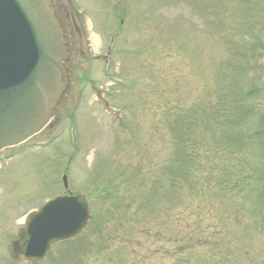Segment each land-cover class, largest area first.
I'll return each mask as SVG.
<instances>
[{"label": "rangeland", "instance_id": "rangeland-1", "mask_svg": "<svg viewBox=\"0 0 264 264\" xmlns=\"http://www.w3.org/2000/svg\"><path fill=\"white\" fill-rule=\"evenodd\" d=\"M52 2L70 88L41 134L0 152V264H264V0ZM64 177L87 228L13 261L22 217Z\"/></svg>", "mask_w": 264, "mask_h": 264}, {"label": "water", "instance_id": "water-1", "mask_svg": "<svg viewBox=\"0 0 264 264\" xmlns=\"http://www.w3.org/2000/svg\"><path fill=\"white\" fill-rule=\"evenodd\" d=\"M62 39L50 0H0V151L24 143L52 118L66 89ZM89 217L85 197H58L27 217L8 252L15 261L40 260L52 244L79 234Z\"/></svg>", "mask_w": 264, "mask_h": 264}, {"label": "trees", "instance_id": "trees-1", "mask_svg": "<svg viewBox=\"0 0 264 264\" xmlns=\"http://www.w3.org/2000/svg\"><path fill=\"white\" fill-rule=\"evenodd\" d=\"M225 116H226V114H225ZM227 118H230V117H228L227 116ZM186 152V148H182L181 149V155L183 156V157H185L186 156V158H187V153H186V155H185V152ZM193 155V154H192ZM188 159V158H187ZM187 171V170H186ZM246 178H241V177H239V179L237 180V179H234L233 181L234 182H236V185L235 184H233V185H230V184H225L224 186H225V188H230V187H233V188H239V185H240V182L239 181H243V180H245ZM234 182H231V184L232 183H234Z\"/></svg>", "mask_w": 264, "mask_h": 264}]
</instances>
